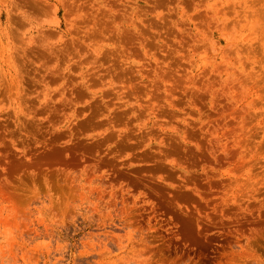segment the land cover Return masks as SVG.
I'll list each match as a JSON object with an SVG mask.
<instances>
[{
  "label": "rangeland",
  "instance_id": "obj_1",
  "mask_svg": "<svg viewBox=\"0 0 264 264\" xmlns=\"http://www.w3.org/2000/svg\"><path fill=\"white\" fill-rule=\"evenodd\" d=\"M0 264H264V0H0Z\"/></svg>",
  "mask_w": 264,
  "mask_h": 264
}]
</instances>
